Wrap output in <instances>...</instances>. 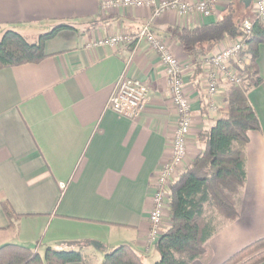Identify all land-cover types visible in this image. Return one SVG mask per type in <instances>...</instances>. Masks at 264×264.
Returning <instances> with one entry per match:
<instances>
[{
	"label": "crops",
	"instance_id": "1",
	"mask_svg": "<svg viewBox=\"0 0 264 264\" xmlns=\"http://www.w3.org/2000/svg\"><path fill=\"white\" fill-rule=\"evenodd\" d=\"M103 1L0 0V36L13 31L34 43L56 27L73 28L44 43L46 58L39 63L0 70V247L17 245L40 256L47 249H81L90 264H100L108 253L129 246L145 264H154L159 259L155 244L148 249L146 243L152 187L171 157L177 122L163 66L145 43L89 50L85 45L115 34L134 36L150 24L152 33L190 67L172 30L216 21L231 0H220L210 17L179 18L169 12L155 20L145 8L102 12ZM256 64L262 82L247 100L259 130L249 134L238 218L223 225L209 240L208 253L192 264H221L264 238V45L258 47ZM193 69L184 76L192 126L180 172L199 153L201 130L222 113L228 86L220 79L215 97L220 110L216 117L208 110L207 119L201 109L207 100ZM122 77L148 91L144 111L132 120L107 108ZM3 203L18 216L12 226ZM168 226L167 207L162 233Z\"/></svg>",
	"mask_w": 264,
	"mask_h": 264
},
{
	"label": "trees",
	"instance_id": "2",
	"mask_svg": "<svg viewBox=\"0 0 264 264\" xmlns=\"http://www.w3.org/2000/svg\"><path fill=\"white\" fill-rule=\"evenodd\" d=\"M251 15L237 0H231L226 12L216 21L192 29L174 28L172 37L183 54L194 64L192 77L199 83L211 50L224 41H239L245 46L240 58L239 84L227 86L220 116L212 126L201 130L196 141L199 153L179 173L168 194L169 226L155 243L159 259L154 264H192L208 253V242L239 214V201L246 182V153L249 134L259 130L256 114L247 100L250 90L262 82L256 60L258 47L264 45V21H254L249 32L241 23ZM73 28L60 26L29 43L21 35L7 31L0 40V70L24 64H36L46 58L44 43L59 31ZM197 83V84H198ZM203 117L208 106L202 104ZM12 226L16 216L8 203L1 205ZM264 262V238L258 239L228 257L221 264H261ZM90 264L81 249L53 251L43 256L17 245L0 247V264ZM100 264H145L131 247L121 246L105 255Z\"/></svg>",
	"mask_w": 264,
	"mask_h": 264
},
{
	"label": "built area",
	"instance_id": "3",
	"mask_svg": "<svg viewBox=\"0 0 264 264\" xmlns=\"http://www.w3.org/2000/svg\"><path fill=\"white\" fill-rule=\"evenodd\" d=\"M220 0H107L100 4L102 12L118 9H149L152 20L165 13H174L179 18H185L191 14L201 17H210ZM230 0H226L228 3ZM252 19L245 18L241 23V30L249 32L254 21H264V0H252ZM145 43L156 53L164 70L169 89V100L177 116L176 127L172 134L171 157L167 164L163 165L153 181L152 210L149 214L150 232L146 243L148 249L157 242L162 235V227L165 219V211L168 207V194L176 176L180 173L186 158L187 138L192 126L191 103L184 90V76L190 67L182 64L170 50V48L151 30L150 24H146L134 36L115 34L107 38L97 39L85 45V49L117 47L133 44L134 46ZM245 49L242 42L224 41L215 46L207 56V64L204 66V74L200 84L206 97L207 106L213 117L218 115L220 107L215 102L219 94L220 79L225 83L239 84L242 80V67L248 60L241 59L240 54ZM148 91L139 82L122 77L115 84L113 92L108 100L107 108L115 115L129 120L138 118L146 107Z\"/></svg>",
	"mask_w": 264,
	"mask_h": 264
},
{
	"label": "water",
	"instance_id": "4",
	"mask_svg": "<svg viewBox=\"0 0 264 264\" xmlns=\"http://www.w3.org/2000/svg\"><path fill=\"white\" fill-rule=\"evenodd\" d=\"M239 4H241L245 10L249 9L252 4V0H238Z\"/></svg>",
	"mask_w": 264,
	"mask_h": 264
},
{
	"label": "rangeland",
	"instance_id": "5",
	"mask_svg": "<svg viewBox=\"0 0 264 264\" xmlns=\"http://www.w3.org/2000/svg\"><path fill=\"white\" fill-rule=\"evenodd\" d=\"M237 1H238V0H237ZM249 18H250V19L253 18L252 14L249 16ZM2 36H3V35H2ZM2 36H0V40H1ZM225 85H226V84H225Z\"/></svg>",
	"mask_w": 264,
	"mask_h": 264
}]
</instances>
